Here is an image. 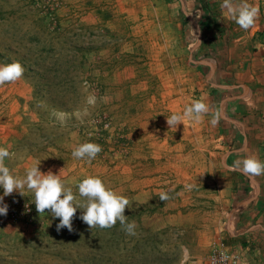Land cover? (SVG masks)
Wrapping results in <instances>:
<instances>
[{"label": "rangeland", "instance_id": "obj_1", "mask_svg": "<svg viewBox=\"0 0 264 264\" xmlns=\"http://www.w3.org/2000/svg\"><path fill=\"white\" fill-rule=\"evenodd\" d=\"M179 1L0 0L2 56L15 61L25 48L36 45V53L52 46L64 63L57 73L63 83L52 89L60 97L55 106L43 91L33 94V79L24 75L0 84V146L12 154L5 163L22 176L40 162L42 172L59 173L74 192L83 178L98 175L128 198L125 215L136 225L134 236L119 221L91 228L77 209L72 230L58 231L59 218L37 211L32 190L14 191L0 217V264L179 263L181 245L191 243L193 230L181 234L182 228L163 225L173 209H164L172 205L159 196L172 191L140 192L145 173L160 168L165 174L175 163L172 150L165 155L156 128L142 124L167 122L175 112V91L193 78L200 92L204 82L195 66L200 56L190 55L194 38ZM43 14L52 21L47 28L36 23ZM57 19L61 32L54 28ZM89 96H95L94 104H88ZM57 112L66 114L63 122ZM87 141L102 150L91 160L73 157V149ZM167 179L145 181L164 187L171 184Z\"/></svg>", "mask_w": 264, "mask_h": 264}, {"label": "crops", "instance_id": "obj_2", "mask_svg": "<svg viewBox=\"0 0 264 264\" xmlns=\"http://www.w3.org/2000/svg\"><path fill=\"white\" fill-rule=\"evenodd\" d=\"M179 2L194 38L190 55L200 56L195 66L207 86L200 82L199 92L198 82L189 79L184 89L175 91L173 109L183 112L202 99L208 111L199 121L186 118L177 126L142 124L156 128L160 145L167 146L165 155L172 150L175 163L165 174L160 168L143 174L140 192L172 191L163 201L172 205L164 209H173L163 225L182 228L181 234L193 230L191 243L181 245L177 264H207L216 238L239 252L241 264H264V174L245 173L234 165L250 155L264 161V0H249L259 14L248 30L221 7L223 0ZM161 176L171 184H146V179Z\"/></svg>", "mask_w": 264, "mask_h": 264}, {"label": "clouds", "instance_id": "obj_3", "mask_svg": "<svg viewBox=\"0 0 264 264\" xmlns=\"http://www.w3.org/2000/svg\"><path fill=\"white\" fill-rule=\"evenodd\" d=\"M222 8L227 10L230 17L235 20L242 29H252L255 25L259 9L249 0H223ZM24 73V68L19 61L0 64V84L15 81ZM95 96L88 97V104L95 103ZM208 111V105L202 100H195L187 105L183 112H173L167 117L170 126H177L184 119L199 121L201 115ZM57 119L63 122L66 114L55 113ZM218 122L214 117L211 124ZM98 143L87 141L79 144L72 151V156L77 159H94L101 151ZM12 154L7 146H0V215H6L8 205L4 202V196L12 194L14 191L25 195L24 189L34 192V202L39 213L47 209L54 217L59 218L56 225L57 230L67 228L72 230V220L77 209H82L80 216L83 222L91 228H110L119 221L127 234L136 235V225L128 221L125 215V208L129 206L128 198L109 187L107 183L98 175H88L76 184L77 192L68 185L59 173L49 170L44 173L39 168L40 162L32 164L25 170L24 175H16L5 163L6 158ZM235 168H240L243 172L260 175L264 174V161L259 160L255 155H250L234 161ZM83 197L84 199H81ZM160 200H167L166 192L160 193Z\"/></svg>", "mask_w": 264, "mask_h": 264}, {"label": "trees", "instance_id": "obj_4", "mask_svg": "<svg viewBox=\"0 0 264 264\" xmlns=\"http://www.w3.org/2000/svg\"><path fill=\"white\" fill-rule=\"evenodd\" d=\"M36 23L42 25L43 27L47 28L52 24V21L48 19L47 14H43L42 16H38L36 19ZM55 31H60L62 28L60 22L58 19L55 21L54 24ZM36 45H33L29 48H25L26 52L23 54H17L15 58V61H19L23 68L24 73L23 75L27 78H31V81L33 79L32 85H33V94L37 95L43 91L42 97L48 101L50 105H58L59 103L58 99H60L57 94L52 92V89L58 88L61 83H63L62 77L57 75L60 69L63 68L64 63L61 61V58L58 56H54V49L52 46L48 50L40 49V51L34 53ZM3 53V52H0ZM52 55L50 56V54ZM1 56V61L5 60V63H10L13 61V58H8L7 56ZM4 57H7L8 60H6ZM63 65V66H62ZM39 75L41 80L34 81V76ZM60 77V78H57ZM40 88L41 90H37ZM17 201H19L20 197L18 195L14 196Z\"/></svg>", "mask_w": 264, "mask_h": 264}, {"label": "built area", "instance_id": "obj_5", "mask_svg": "<svg viewBox=\"0 0 264 264\" xmlns=\"http://www.w3.org/2000/svg\"><path fill=\"white\" fill-rule=\"evenodd\" d=\"M206 261L207 264H241V255L219 239L212 245Z\"/></svg>", "mask_w": 264, "mask_h": 264}, {"label": "water", "instance_id": "obj_6", "mask_svg": "<svg viewBox=\"0 0 264 264\" xmlns=\"http://www.w3.org/2000/svg\"><path fill=\"white\" fill-rule=\"evenodd\" d=\"M187 20H188V22H189V19H188V17H187Z\"/></svg>", "mask_w": 264, "mask_h": 264}]
</instances>
